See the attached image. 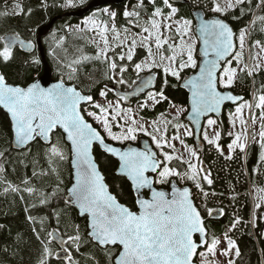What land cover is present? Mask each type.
<instances>
[{"label":"snow or ice","instance_id":"snow-or-ice-1","mask_svg":"<svg viewBox=\"0 0 264 264\" xmlns=\"http://www.w3.org/2000/svg\"><path fill=\"white\" fill-rule=\"evenodd\" d=\"M154 10L150 13L147 21L142 25L140 23L139 11H125L124 17L133 22L134 26L140 27L142 33H136L129 42V29L125 28L123 39H120L121 33L115 27L114 20L116 13H110L113 20V26L107 24L98 25L93 19L85 21L87 30L95 33L92 38L93 44L97 51L95 59L103 62L108 72L113 75L122 74L128 71L127 64H118L114 56H109V52L115 54L116 48H127V52H121L118 55L120 61L127 60L134 64L133 70L139 77L140 72L151 71L154 67L163 69L165 76L175 77L177 80L181 78L180 74L186 68L196 69L199 71L190 80L186 82V86L190 85L191 97V118L193 122L199 125V118L209 112H219L221 104L225 101L243 100L242 97L235 95H225L218 91V87L229 88L233 85L238 76V72H247L252 76L255 72L264 68V41H255L250 44V58L255 61L251 67L244 63V46L249 35L247 29H241L237 37L233 29L224 20L219 18L202 19L196 29L193 28V21L186 18H175L178 9L173 7L170 0H162L165 8L169 9L165 13L161 7L156 6V0H149ZM245 0H210L206 5L208 11L212 13L225 15L240 5ZM264 5V0H261ZM261 5H258L261 6ZM66 6H74V0H66ZM143 0L135 7L137 9L143 7ZM13 15H21L24 10L20 3L14 4ZM30 11V10H29ZM108 12L107 9L104 10ZM241 16L244 9H240ZM7 13H0L6 15ZM234 19L238 17L233 16ZM264 21V16L259 17ZM253 21L252 23H254ZM84 29H80L83 31ZM198 32L199 35H195ZM112 34V40L117 41L115 47L109 40V34ZM165 33H168L167 35ZM139 44L147 51L145 61L135 63L133 57L135 49ZM187 37V39H185ZM195 37V38H193ZM179 38V42H177ZM2 39V38H0ZM236 40L239 41L237 48ZM63 38H61V42ZM171 41V42H170ZM197 41L203 45L200 55L202 63L198 65L194 57L196 52ZM15 40L4 43L0 48V59L8 62L13 58L12 44ZM21 47L24 42L19 41ZM165 46H167L165 48ZM28 48L33 45L29 43ZM155 48V52L153 51ZM256 48L259 51L255 55L251 54V49ZM211 56V58H209ZM186 57V58H185ZM158 58V59H157ZM89 59V57H84ZM233 61L237 66L233 67ZM33 63L39 61L33 60ZM79 59H73L66 67L71 71L68 73L69 80L75 77L77 69L73 65L79 64ZM107 78V72L105 73ZM153 77L146 81H142V86L152 84ZM126 81L121 78L120 84ZM168 84V80H164V87ZM164 87L159 91H149L147 98L155 106L162 101H168L171 107H176L169 101L164 93ZM100 97L107 99V92L100 91ZM125 97H120L124 99ZM254 104L243 102L236 107L235 113L232 114L238 119L243 126V131L237 133L232 142L228 145L229 156L231 159L232 152L235 148H239L241 152L245 151L246 144L242 140L248 139L247 122L242 118V111L245 107L251 110L253 107L259 109V115L249 113V119L253 125L257 120L259 125V144L261 152L259 155L260 162H264V88L259 90V95L253 94ZM88 104L91 111L83 107ZM147 103L141 104L140 107H147ZM0 109L4 110L10 119V131L14 136L16 145L28 146L35 140H44L49 144L48 153L50 163L54 160L69 161L72 169V183L70 187L60 188L63 180L57 182V186L51 193L42 194L39 199L41 206L50 203L51 198L57 196L61 191L65 192L64 204L78 210L79 216L86 220L87 232L81 235L79 225L75 226L74 234H67V238L61 240V251L63 256L56 255L64 264H77L73 258L70 247L74 246L79 251L82 240L87 238L88 243L95 245L102 250L107 258V264H196L195 257H201V264H217L212 257L223 255L228 257L227 264H235L231 258L232 251L235 250V256H240V251L236 242L232 240L227 233L224 239L227 247L219 249L221 243L216 237L209 240L206 228L204 226L201 213L191 199V193L188 188L177 189L172 186L171 192L158 191L153 184L164 183L169 177L177 176L181 180L185 178L192 180L198 189L201 188L200 172L204 171L193 164L190 160H186L182 154H177L174 144L169 143L168 138L161 134L159 119L151 122L153 131L156 134L147 132L145 125L139 123L131 115V108L122 109L119 103L113 104L107 101L102 104L94 100L92 95H84L75 86H67L63 80L53 84L51 87H41L39 83H31L27 87H21L9 84L6 77L0 74ZM185 109L177 108V115L174 120L179 119V113ZM91 117L103 130V134L112 141L123 143L127 140H136L137 131L144 132L145 135H151L152 143L157 149H160L159 155L162 159L157 158V154L150 148L145 147L144 150L136 148H128L121 150L113 147L105 140V136L88 121L84 113ZM161 113V116H164ZM119 119H124V124L119 123ZM142 119V118H141ZM115 122V123H114ZM172 121H164L163 131H167V125ZM217 124L214 119L207 120V128H213ZM118 127L120 131L114 132L113 127ZM174 127L179 130L184 127L178 122ZM59 132L60 138L70 145L67 151L60 146L59 143L53 144L52 137ZM213 136H209L207 130L204 132V140L209 145L219 146L217 142L221 138V133L213 128ZM184 136H192V130L188 129L184 132ZM231 135V133H229ZM256 133H252L255 139ZM172 140H179L183 149L188 152L189 156L196 157V152L188 147L181 139L180 135H174ZM94 145H99L104 153L116 157L119 160V168L117 174L125 176L132 186V190L137 193L135 204L138 211L131 210L128 206L120 203L115 195L109 191L108 185L105 183V177L98 168L94 156ZM165 149H171V152ZM4 153L0 152V157ZM198 159V158H197ZM179 161L180 164H187L184 172L173 167V161ZM3 171V169H0ZM146 173H156L158 178L153 180ZM44 174V173H42ZM33 175H36L34 172ZM210 174L206 173L202 179L211 185L213 181L209 178ZM26 187L21 190L13 187L11 184L4 189L5 192H27L32 195L36 189L29 187L28 180L22 181ZM147 189L150 193L147 198L142 190ZM207 193H205V196ZM23 199V197H21ZM36 205L33 204L32 207ZM259 207V205H257ZM27 211V209H26ZM209 215L212 210H208ZM223 214V210H221ZM57 220L59 214L55 213ZM45 217L39 219L41 227L39 229L33 227L32 232L35 239L42 246L41 258L38 264H49V259L53 256V250L50 245L53 232H47L49 239L41 236L46 229L43 227ZM30 224L37 223L36 217L31 214L27 216ZM239 220L231 225L230 231L236 227ZM4 225L0 224V229ZM199 234V239L194 238L195 234ZM200 249H204L201 251Z\"/></svg>","mask_w":264,"mask_h":264},{"label":"trees","instance_id":"trees-1","mask_svg":"<svg viewBox=\"0 0 264 264\" xmlns=\"http://www.w3.org/2000/svg\"><path fill=\"white\" fill-rule=\"evenodd\" d=\"M14 3L21 4L24 10L23 14L13 15V12H8L7 9ZM64 3L65 0H0V13H7L0 15V38L7 33H14L26 41L34 42L40 27L47 25L54 17L85 5L84 3L64 8ZM133 5H135L134 0H129L125 4L110 7V10L116 13L114 20L116 28H129L135 32L142 30L140 27L134 26V17L132 18L133 22H129L123 15L126 7H133ZM143 5V10H138L140 12L139 19L143 16L149 17L154 10L153 5L147 0H143ZM258 5H261V0H245L243 5L222 16L236 34L241 29L249 31V45L257 40L264 41L262 28L264 21L259 19V17L264 16V5L259 7ZM156 6L161 7L165 13L169 10L164 7L162 0H156ZM172 6L178 9L175 17L177 19L183 17L192 20L191 10L195 8L201 9L206 16L211 15L204 6L198 3V0H189L187 4ZM241 8L244 9L242 16ZM94 16L98 19L101 18V20L108 19L101 13H94ZM233 16L238 17V19H234ZM253 21L255 22L252 23ZM79 22L80 19L78 18L64 16L56 20L48 34L41 39L45 60L52 69L54 79L61 78L65 84L74 85L83 94L92 95L94 100L97 99L101 90H105L107 98L111 99L113 93L108 90V86L114 84V77L119 80L123 78L126 81L124 84H120L123 89L130 87L136 79V75L133 73L134 64L127 60L120 61L117 55L120 53V49L117 48L115 54L109 52V56H114L118 64H127L128 71L123 73L122 77L118 70L115 75L108 72L103 62L91 59L95 56L97 49L89 40L88 34L68 30L69 26L75 27ZM144 23V21L141 22L142 25ZM61 38H63L62 42ZM3 45V41L0 39V48ZM12 51L13 58L11 60L4 62L0 59L1 74L6 77L10 84L26 86L42 73L39 55L35 51L24 53L18 48ZM144 56L143 49L138 48L133 61L137 63ZM84 57H89V59H84ZM73 59H79L80 63L73 65L77 71L75 77L69 80L68 73L71 69L66 65L70 64ZM33 60L39 62L33 63ZM194 70L184 69L180 74L181 78L177 80L172 76H163L160 69H154L157 79L153 92L164 87V80L167 79L168 84L164 87V93L169 101L174 105L186 107L187 93L181 88L180 82L184 76L194 72ZM262 88H264V72L259 70L252 76H249L247 72H239L229 90L242 97L244 102H249L253 99L254 93L259 95V90ZM144 98V95L140 96L133 101V104ZM253 103H255L254 99ZM169 108V102L162 101L150 108H142L139 115L146 120H154L160 117L161 113L167 116ZM233 110L234 107L228 106L216 120L221 133L219 144L222 146L227 145L231 140L227 136L226 112L232 113ZM254 112L259 114L257 109ZM171 121L172 123L168 124L167 127L169 134L175 131L176 120L171 119ZM11 140L12 133L9 120L0 109V152L4 153L0 157V169H3L0 171V224L4 225V228L0 229V264H38L42 254V246L35 239L32 228L39 229L41 227L39 223L41 217L46 218L43 223L46 231L41 233L45 239H49L46 235L47 232H57L63 239H66L67 234H74L76 225H79L81 235L84 236L87 232V222L78 216L73 207L64 204V191L52 197L49 204L44 206L39 204L41 195L51 193L57 186L58 179L63 180V184H60L61 189L66 190L71 184L70 162L54 160L50 163L49 145L43 144L40 140H35L27 148L21 150L13 149ZM51 142L53 144L59 143L65 151L69 148L60 138L59 132L52 137ZM186 142L188 145H192L191 138L186 139ZM260 152V144L252 143L247 147L245 155L243 152L237 151L231 159H228L211 146L206 145L199 157L207 168L210 174L209 178L213 183L209 185L206 181H201L200 204L197 205V208L205 220L209 240L213 236L221 237L231 228L234 221L239 220L236 227L228 233L240 251V256L234 259L235 264H264V221H261L260 217H256L254 224L250 223L251 197L248 193L250 186L264 193V162L259 160ZM94 155L110 192L117 197L120 203L128 206L131 210H136V198L130 184L126 178L116 174L117 161L102 153L97 147L94 148ZM171 166L177 167L180 172L187 169L185 164H180L179 161L175 160ZM34 172L36 175H33ZM174 179L178 180V177L175 176ZM24 180H28L27 186L36 189L34 194L29 195L24 191H4L9 184L23 190L26 187L22 182ZM156 185L166 188L168 181ZM205 193H207L206 196ZM33 204L36 206L32 207ZM209 209L223 210V214L218 219H209ZM55 213L59 214V220H57ZM29 214L37 219V223L34 225L27 220ZM50 239L52 241V237ZM86 241L87 238L85 237L81 242L79 251L74 246L67 245L70 247L77 264H107L104 252ZM50 247L53 250V256L48 258L49 264H64L60 258L56 257L59 249L53 241Z\"/></svg>","mask_w":264,"mask_h":264},{"label":"rangeland","instance_id":"rangeland-1","mask_svg":"<svg viewBox=\"0 0 264 264\" xmlns=\"http://www.w3.org/2000/svg\"><path fill=\"white\" fill-rule=\"evenodd\" d=\"M87 1H89V0H74V5L84 4V3H86ZM147 1H149V0H147ZM223 2H224V0H221V4H222V5H223ZM140 3H141V0H134V4H135V5H133V7H131V6H127L126 9H125V11L132 12V11H138L139 9H140V11H142V10H143V9H142L143 7L139 8V9H137V8L135 7L137 4H140ZM198 3H199L200 5H202V6H204L205 10H208V9L206 8V5H208V4L210 3V0H198ZM14 4H16V3H14ZM14 4H12V5L7 9L8 12H13V11L15 10L14 7H13ZM63 7H64V8H69V6H66V0H65V3L63 4ZM105 9L108 10L107 13L104 12ZM141 9H142V10H141ZM168 11H169V10H168ZM209 12H210V11H209ZM100 13L103 14V15H104L105 17H107L108 19H107V20H104V19L101 20V18L98 19L97 17L94 16V13H92L91 15H88V16H86L85 18H83V19L79 22V24H78L77 26H75V27H74V26H69V27H68V30H70V31H76V32H78V33L88 34V36H89V40L91 41V43H93V42H92V38H93V36L95 35V33H93V32H91V31L87 30L88 27H90V25L86 26V25H85V21H87V20H89V19L91 18V19H93V20L95 21V23L98 24V25H101V26H102L103 24H107L109 27H112V26H113V21H112V19H111V17H110V13H112V11H111L109 8H102V9L100 10ZM210 13H211L212 15H220V14H217V13H212V12H210ZM147 19H148V17H144V16H143L142 18H140V23H141L142 21L146 22ZM262 28H263V32H264V25H263ZM80 29H84V30H83V31H80ZM117 29H118V28H117ZM124 29H125V28L118 29V30L120 31V33H121L120 39H123V36H124V31H123V30H124ZM127 29H129V28H127ZM136 33H141V34H143V35H146V34L142 33V30H141L140 32H135L133 29H129V34H128V40H129V42H130L131 39L133 38V35H135ZM248 33H249V31H248ZM165 34L167 35L168 33H165ZM238 35H239V32L237 33V37H238ZM248 36H249V35H248ZM193 38H195V37H193ZM185 39H187V37H186ZM109 40L112 42L113 47H115V43H117V41H113V40H112V34H111V33L109 34ZM137 40H138V44H137V47H136V49H135V52L137 51L138 48H141V49H143V51H144V55H145V56H144L139 62H137V63H141V62L145 61V59H146V57H147V51H146V49H145L142 45L139 44V37H137ZM170 42H171V41H170ZM177 42H179V38H177ZM93 45H94V44H93ZM197 45H198V41H197V44H196V48H197ZM236 45H237V48H238V47H239V41H238V40H236ZM94 46H95V45H94ZM249 46H250V45H249L248 37H247V40H246V42H245V46H244V63L248 64L249 67H251V65H252L255 61H253V60L250 58ZM95 47H96V46H95ZM166 47H167V46H165V48H166ZM96 49H97V48H96ZM116 49H117V48H116ZM119 49H120V48H119ZM127 50H128L127 48L120 49V53H121V52L126 53ZM153 51L155 52V48H154V47H153ZM257 51H259V50L256 49V48H252V49H251V54H252V55H255V53H256ZM118 54H119V53H118ZM194 57H195V59L198 61V58L196 57V52H195V54H194ZM185 58H186V57H185ZM157 59H158V58H157ZM197 63H198V62H197ZM262 63H264V61H262ZM232 66H233V67H242L243 65L237 66V65H236V62L233 61ZM154 69H160L161 72H162V74H163V76L165 75L164 72H163V69H162V68H160V67H154V68L151 69V71H153ZM186 69H187V68H186ZM190 69H192V68H190ZM260 70H262V71L264 72V68H262V69H260ZM151 71H150V72H151ZM148 72H149V71L146 70V71L140 72L139 75H142V74H145V73H148ZM133 73H134L135 75H137V73H136L134 70H133ZM238 73H239V72H238ZM221 88H222V87H221ZM229 88H230V87H229ZM101 91H105V90H101ZM148 92H149V91H148ZM148 92H147V93H148ZM147 93L145 94V98H144L143 100L137 102L136 104H132V105H125V104H123V102L121 101V99H115L114 97L111 98V99H110V98H109V99L107 98V99L105 100L104 98L100 97V95H98V97H97V99H96L95 101H98V102H100V103H102V104H106L107 101H112L113 104H115V103H119L122 109H125V108H131V110H132V113H131L132 117H133L134 119H136L139 123L144 124V125H145V128H146V130H147V132L152 133V134H156V133H154V131H153V127H152L151 122H153V121H157V120L159 119V126L161 127V130H162V131H161V134H162V135H165V136L168 138L169 143L175 145V147H176V149H177V154H182L186 160H190L193 164H196L197 167L201 169V163H200V160H199V154H198V152L195 150L194 145H188V143L186 142V139L191 138V136H184V135H183L184 132H185L186 130H188V129L191 130V127L189 126V124L183 120V116H184V115L186 114V112H187V107H184V106H177V105H176V107H171V106H170L169 110L167 111V116H160V117L155 118L154 120H146V119H144V118L141 119V117H140V115H139V111H140L142 108L140 107V105H141V104H144V103H147V105H148L147 107L150 108V107L153 106V105H152V102L149 101L148 98H147ZM249 103L254 104L253 102H249ZM240 104H241V103H240ZM237 106H238V105H237ZM237 106L234 107V110H233L232 113H228V112H226V119H227V123H228L227 136L230 137V139H231V140H230V143H231L232 140L235 138V136H236L237 133H241V132L243 131V126L240 124L239 120H238V119H235V117L232 115V114L235 113V110H236V107H237ZM85 108H87L89 111L93 110V109L90 108L89 105L85 106ZM177 108L185 109V111H182V112L179 113V119H178V121H177V120H176V121L174 120V121H175V123L178 122L179 124H182L184 127H181L179 130H177V128L175 127V131H174V133L169 134V133H168V130H167L166 132L163 131L164 121H171V119H173L174 117H176V115H177ZM255 109H256V108L253 107L251 110H249L248 107H245V108L243 109V111H242V118L247 122V125H246V126H247V131H248V134H249V135H248V139H247L246 141L242 140V142H244V143L246 144V147H247L249 144H251V143H259V135H258V133H259V125H260V121L257 120L256 124L253 125V124L251 123V120L249 119V113H250V111H251V113L256 114V112H254ZM257 110L260 112L259 109H257ZM84 114H85V116H86L87 118H89V119L93 122L94 125H96V126L99 128V130H100V131L102 132V134H103V130H102L101 126H100L99 124H97V123H96L91 117H88V116H87V112H85ZM256 115L258 116L259 114H256ZM209 119H214V118H209ZM207 120H208V119H207ZM207 120L204 122L203 129H202V133H201V138H202V140H203V142H204L205 145H209V144L207 143V141L204 140V132L207 130L208 135L211 137V136L214 135V133H213V128H215L216 131H219V129H218V127H217V124L214 125L213 128H207V127H206V126H207ZM214 120H215V119H214ZM114 123H115V122H114ZM119 123H120V124H124V119H119ZM167 127H168V125H167ZM113 131L118 133V132L120 131V129H119L118 127H115V126H114V127H113ZM229 133H231V135H229ZM252 133H256L255 139L252 138ZM177 134L180 135L181 139L184 140V142L188 145V147H189L190 149H192L193 151L196 152V154H197L196 157L189 156L188 152H186V151L183 149V147L181 146L179 140H175V141H174V140L171 139L174 135H177ZM103 135L105 136L106 139H108L106 134H103ZM140 135H143V136H145V137H148L149 140H150L151 143H152L151 135H145L144 132H142V131H137V133H136L137 138H138ZM108 140H109V139H108ZM136 140H137V139H136ZM136 140H127V141H124L123 143H127V142H135ZM109 141H112V140H109ZM219 141H220V140H219ZM219 141L217 142V144H218V146H219V149H220L218 152L221 153V154H223L224 157L227 158V157L229 156V148H228V145H229L230 143H228V144L225 145V146H222V145L219 144ZM112 142L120 143V142H118V141H112ZM152 144H153V143H152ZM153 146L155 147L157 153L159 154V153H160V149H157L156 146H155V144H153ZM209 146H211L212 148H214L215 150H217V146H214V145H209ZM245 149H246V148H245ZM165 150L171 152V149H165ZM237 151H240L238 147L234 149V151L232 152L231 156H232L235 152H237ZM159 156H160V155H159ZM197 158H198V159H197ZM160 159H162L161 156H160ZM185 165H186V167H187V164H185ZM203 175H204V173L200 172V183H201V181L203 180V179H202ZM174 177H175V176H173V177H169L167 181H169L170 179H172V178H174ZM157 178H158V176L156 175L155 179H157ZM178 181H179L181 184H184V185H186V184H191L190 186H191L192 188L195 187V188H193V190H194V191H193V197H194V198H197V200H199V196L201 195V189H198V188L196 187L195 183H194L192 180H188V179H186V178H185L184 180H181V179L178 177ZM249 194H250L251 202H252V216H251V220H250L251 223L254 224L255 220H256L258 217L261 218V221H264V193H263L262 191L256 189V188H253L252 186H250V188H249ZM198 203H199V202H198ZM257 205H259V207H257ZM256 217H257V218H256ZM224 237H225V235L222 236L221 238H220V237L217 238V239H219V240L221 241V243L218 245V248H219V249H224V248L227 247V242H226V240L224 239ZM231 258H232L233 260L236 258V256H235V250L232 251ZM208 259H209V260H213V259H215V260L217 261V264H227V259H228V257L223 256V255H219V254H218V255L215 256V257H212L211 255H209V256H208ZM197 261H198V264H201V257H200V256H198Z\"/></svg>","mask_w":264,"mask_h":264},{"label":"water","instance_id":"water-1","mask_svg":"<svg viewBox=\"0 0 264 264\" xmlns=\"http://www.w3.org/2000/svg\"><path fill=\"white\" fill-rule=\"evenodd\" d=\"M126 1L127 0H90L82 8H79V9L74 10V11L66 12L63 15H59L57 17H54L47 25L40 27L38 29V31H37V37H36V41L34 43L33 42H30V41H26L22 37L14 34V33H7V34H5L3 36V38H2L3 39V43H7L10 40H15L16 41L15 43L12 44V50L14 48H16V47L19 48L24 53H32L33 51L36 50L37 53H38V55H39L40 61H41V65H42V73H41V75L38 76L37 78H35L32 82L28 83L26 86H21V87H27L31 83H34L35 82V83H39L41 85V87L47 88V87H51L55 83L61 82V80H62L61 78H58V79H54L53 78L52 69L50 68V66L48 65V63L45 60L44 48H43L42 41H41V39L43 37H45L48 34V32L51 30V28L54 25V23L56 22V20H59L62 16H64V17H75V18L80 19V18H83L85 15L89 14L93 10H96V9H99V8L105 7V6H111V5H116L117 6V5H121V4L125 3ZM170 1L173 4H187L189 0H170ZM191 18H192V21H193V24H194V26H193L194 29H196L198 27V25H199V23H200V21L202 19L219 18V19L224 20L222 17L217 16V15H213V16H210V17H206L205 14H204V12L201 9H192V11H191ZM195 35H199V33L196 32ZM19 41H23L24 42V47H21ZM29 43H31L33 45L32 48H28L27 47V45ZM202 47H203L202 43L200 41H198L197 50H196V55H197V57L199 59L198 65L200 63H202V59H203L202 56L200 55V51H201ZM209 58H211V56H209ZM198 71H199V68H196L193 73H191L190 75L185 76L181 80L180 86L187 93V112L184 115L183 119L187 123H189V125L191 127V130L193 132L192 139H193V144H194L195 149L197 151L201 152L203 150V148H204V143H203V141L201 139V132H202V128H203L204 121L206 119H208V118H211V117H213V118H219L223 114V111L225 110V108L227 106H235V105L239 104L242 100H237L235 102H233V101H225L223 104H221L219 112H209L206 115L201 116L199 118V125H200V127L197 128V124L195 122H193V120L191 118V103H190L191 91H190V85L189 86H186V82L188 80H190L194 75H196L198 73ZM0 74H1V71H0ZM150 77H153L152 84L151 85H147V86H142V81H146ZM156 78H157V75L155 73H146V74L140 75L137 78V80L131 85V87L129 89H126V90L121 89L120 88V85L118 83H117V85L113 86L111 89L114 91V95H115L116 98H119L120 99V97H125L124 99H122V101H123V103L125 105H129V104H131V100L136 99L139 96H141L142 94H145L147 91L153 89L154 86H155V83H156ZM12 85H14V84H12ZM66 85L67 86H74V85H69V84H66ZM16 86H19V85H16ZM218 91H220L221 93H223L225 95H235L229 89H221L220 87H218ZM235 96H238V95H235ZM238 97H240V96H238ZM85 105H88V104H85ZM85 105H83V106H85ZM2 111L6 114L8 120H9V123H10V119L8 117V114L4 110H2ZM89 122L92 123L91 121H89ZM93 126L95 128H97L94 124H93ZM97 130L99 131L98 128H97ZM38 140H40V139H38ZM40 141L43 144H45V145H49L44 140H40ZM64 142L68 145V143L66 141H64ZM106 142L108 144H110L111 146H113V147L120 148L121 150H126V149H128V148L131 147V148H136V149L142 151V150L145 149V147H148V148H150L152 151H154L157 154L156 150L154 149V147L152 146V144L150 143V141L146 137H143V136L138 139V141H137L136 144L127 143V144L120 145V144L112 143V142L107 141V140H106ZM11 146L15 150H21V149L27 148L29 145L28 146H18V145H16L15 140H14V136L12 134ZM68 147H70V145H68ZM95 147H97L102 153H104L103 150L99 147V145H94V148ZM104 154H106V153H104ZM106 155L107 156H110L108 154H106ZM110 157L117 161V170H118V168H119V160L116 157H112V156H110ZM157 158H158V156H157ZM70 168H71V165H70ZM98 168H99V166H98ZM117 170H116V174H117ZM71 173H72V169H71ZM146 175L150 176L153 180H155L156 173H146ZM118 176H121V175H118ZM121 177L126 178L125 176H121ZM126 180L128 181V183L131 186V182L127 178H126ZM71 183H72V175H71ZM173 185H175L177 187V189H181V190L183 188H188L189 191H190V193H191V190H190V188L188 186L181 187V186H179L176 183V181L174 179L169 182L167 188L157 187L155 185V183L153 184V187L156 190H158V191H165L167 193H170ZM70 186H71V184L68 187H70ZM131 190H132V186H131ZM132 192H133L135 198H137V193L134 192L133 190H132ZM142 193L145 195L146 198H147V196L150 195V193L148 192L147 189L142 190ZM191 199H192V193H191ZM133 211H138L137 206H136V210H133ZM76 212L78 213V210H76ZM78 216H79V213H78ZM219 217H220L219 211L218 212H213L210 215V218L211 219H214V218L215 219H218ZM81 218H83V217H81ZM202 220H203V223H204V219L203 218H202ZM206 232H207V230H206ZM194 238L199 239V234L198 233L195 234V237ZM52 239H53L54 243L59 248H61V240H63V238L60 236V234L54 232V236L52 237ZM58 254H59V256H63V252L62 251L58 252ZM195 259H196V257H195Z\"/></svg>","mask_w":264,"mask_h":264},{"label":"flooded vegetation","instance_id":"flooded-vegetation-1","mask_svg":"<svg viewBox=\"0 0 264 264\" xmlns=\"http://www.w3.org/2000/svg\"><path fill=\"white\" fill-rule=\"evenodd\" d=\"M118 6H119V5H118ZM110 7H112V6H110ZM110 7H109V9H110ZM67 12H68V11H67ZM35 41H36V40H35ZM35 41H34V42H35ZM14 49H15V48H14ZM35 52H37V51L35 50ZM153 71H154V70H153ZM139 76H140V75H139ZM137 78H138V76L136 75V79H137ZM127 89H128V88H127ZM131 101H132V100H131ZM137 139H138V138H137ZM199 160H200V159H199ZM201 168L204 170V171H203L204 174L209 173L203 162H201ZM212 211H213V210H212ZM212 213H213V212H212ZM208 218L211 219V218H210V215L208 216ZM204 221H205V220H204ZM203 250H204V249H203ZM203 250H202V251H203ZM61 257H62V256H61ZM197 259H198V255H197V257H196V263L198 264Z\"/></svg>","mask_w":264,"mask_h":264},{"label":"bare ground","instance_id":"bare-ground-1","mask_svg":"<svg viewBox=\"0 0 264 264\" xmlns=\"http://www.w3.org/2000/svg\"><path fill=\"white\" fill-rule=\"evenodd\" d=\"M43 44V43H42Z\"/></svg>","mask_w":264,"mask_h":264}]
</instances>
